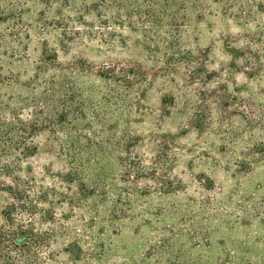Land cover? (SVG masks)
<instances>
[{
  "label": "rangeland",
  "instance_id": "374dc122",
  "mask_svg": "<svg viewBox=\"0 0 264 264\" xmlns=\"http://www.w3.org/2000/svg\"><path fill=\"white\" fill-rule=\"evenodd\" d=\"M2 226L28 264H264V0H0Z\"/></svg>",
  "mask_w": 264,
  "mask_h": 264
},
{
  "label": "trees",
  "instance_id": "16d2710c",
  "mask_svg": "<svg viewBox=\"0 0 264 264\" xmlns=\"http://www.w3.org/2000/svg\"><path fill=\"white\" fill-rule=\"evenodd\" d=\"M26 235L15 234L12 229L3 226L0 228V264H28L25 255L29 248Z\"/></svg>",
  "mask_w": 264,
  "mask_h": 264
}]
</instances>
